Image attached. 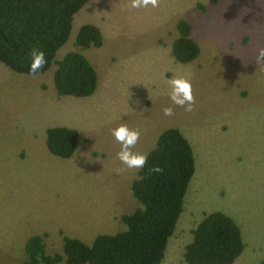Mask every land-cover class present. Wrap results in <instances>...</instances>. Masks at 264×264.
I'll use <instances>...</instances> for the list:
<instances>
[{
    "label": "rangeland",
    "instance_id": "374dc122",
    "mask_svg": "<svg viewBox=\"0 0 264 264\" xmlns=\"http://www.w3.org/2000/svg\"><path fill=\"white\" fill-rule=\"evenodd\" d=\"M131 0H90L75 16L57 58L78 50L85 23L103 34L101 48L83 51L98 72L96 92L59 97L52 75L22 74L0 63V264H22L25 242L44 235L49 253L64 236L91 244L114 234L132 213L139 169L117 156L112 130H139L133 152L146 153L169 127L191 143L196 172L184 211L161 264H186L192 229L212 211L239 225L245 248L234 264H264V0H159L131 8ZM179 19L193 26L201 52L189 64L175 61L172 42ZM186 76L196 103L191 112L172 103L168 80ZM174 114L165 116L163 109ZM75 128L70 158L52 155L46 130Z\"/></svg>",
    "mask_w": 264,
    "mask_h": 264
},
{
    "label": "trees",
    "instance_id": "16d2710c",
    "mask_svg": "<svg viewBox=\"0 0 264 264\" xmlns=\"http://www.w3.org/2000/svg\"><path fill=\"white\" fill-rule=\"evenodd\" d=\"M89 1L0 0V63L29 74V53L38 48L47 63L36 75L51 74L59 97L92 96L98 87V72L83 51L103 46L100 28L83 24L74 41L78 50L57 58L69 41L74 16ZM176 28L172 56L180 64H189L198 58L201 47L188 20L179 19ZM79 139L75 128L53 126L46 130L47 148L57 157H72ZM147 156L131 187L137 206L121 216L124 228L114 234H99L91 244L64 236L62 251L54 253L47 251L44 235H32L25 242L22 264H161L184 211L196 159L191 143L177 127L163 130ZM154 166L163 171L151 172ZM191 233L183 254L186 264H234L245 248L239 225L222 211L205 214Z\"/></svg>",
    "mask_w": 264,
    "mask_h": 264
},
{
    "label": "clouds",
    "instance_id": "9594fccd",
    "mask_svg": "<svg viewBox=\"0 0 264 264\" xmlns=\"http://www.w3.org/2000/svg\"><path fill=\"white\" fill-rule=\"evenodd\" d=\"M149 5L156 8L159 6V0H131L130 7L139 9L148 8ZM29 55L31 57L29 74L34 76L45 66L47 60L45 53L38 48H33ZM256 63L264 65V48L258 50ZM167 83L171 89L168 95L172 103L183 107L186 112H191L193 105L196 103L191 80L186 76H174ZM163 113L165 116H172L174 109L166 107L163 109ZM112 134L121 145V149L117 153L118 159L129 169H142L147 163V154L132 151L140 138V131L130 129L127 124L122 123L112 130ZM150 171L160 173L163 169L159 166H154Z\"/></svg>",
    "mask_w": 264,
    "mask_h": 264
}]
</instances>
